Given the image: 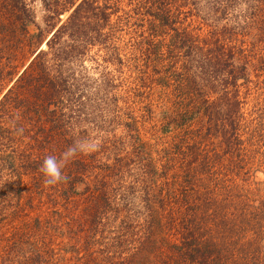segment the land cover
I'll use <instances>...</instances> for the list:
<instances>
[{"label": "trees", "instance_id": "16d2710c", "mask_svg": "<svg viewBox=\"0 0 264 264\" xmlns=\"http://www.w3.org/2000/svg\"><path fill=\"white\" fill-rule=\"evenodd\" d=\"M32 1L0 0V180L15 172L4 179L14 188L21 169L35 192L50 187L49 217L61 225L51 226L86 264H264V0H41L50 34L41 49ZM124 63L135 92L169 94L143 105L154 112L157 133L170 138L159 167L150 155L140 158L146 144L129 114L122 123L129 152L117 159L78 153L62 169L67 182L45 185L39 169L47 155L59 158L90 130L107 131L104 98ZM89 166L132 176L140 203L113 201L92 181L97 193L79 210L77 195L91 189L83 179ZM27 222L0 264L40 262L49 245L36 248L27 233L43 226L37 216ZM102 225L111 226L107 238Z\"/></svg>", "mask_w": 264, "mask_h": 264}, {"label": "rangeland", "instance_id": "374dc122", "mask_svg": "<svg viewBox=\"0 0 264 264\" xmlns=\"http://www.w3.org/2000/svg\"><path fill=\"white\" fill-rule=\"evenodd\" d=\"M31 7L34 14L35 24L43 28L44 41L41 43L39 49L45 48L46 40L50 36V34L46 35V31L44 30L46 29V26L44 25L43 21L46 12L43 8L41 0H33ZM65 16L66 14L62 15V19L65 18ZM36 25L30 26V30L32 32L37 31ZM126 41L127 37L123 38L122 41L120 39V45L123 46L127 43ZM122 51L124 53V50ZM86 64H90V67L96 66L94 62H86ZM109 67L111 68L114 66L110 65ZM96 69L97 68L90 70V75L94 76L95 78L99 76V73ZM112 73L115 74L114 83L116 85L114 86L113 90H110L107 97L104 98L106 99V104L104 106L110 105V108L105 109L103 113V119L107 120V123L105 124L107 131L102 134V132L90 130V136L84 139V141L89 142L91 147L84 153H94L93 155H95V159H99L100 157L105 158L108 155H110V159H117L116 157H120V155L122 156L129 152V150H131L132 139H129L128 142L127 135L125 133L126 128L123 127L122 123L127 119L129 114H132L135 117L133 120L135 127L132 129V131L133 133H137L139 139H141V141L145 142L146 144V151L144 152L145 155L142 156L141 154L140 158L148 159L150 155V159H152L154 167L158 168L160 165L158 153L162 147L169 145L166 143V141H168L170 138L160 136L157 133L156 117H154L155 114L152 112L151 116H148L143 105H154L153 103L156 101L155 99H157V101L160 99L168 100L169 94L163 89L135 92L134 89L138 88L135 83L136 79H133L132 73L125 63L120 68L115 67ZM5 84L6 82L4 81L0 85L1 87H4ZM96 90L97 88L90 87L86 93L91 96L92 100H95L94 103L100 104V99H96V97H100V93L98 96H96ZM1 93L2 92H0V97ZM146 93H148V95ZM111 95H113L114 98H110ZM85 112L87 113V118H92V113L95 111H93L92 107H87ZM84 115L85 114H82L81 118H85L86 115ZM83 123L84 125H88L90 123V119L88 120V123ZM196 125L197 124H195V126ZM22 143L23 141H18L16 144H14V150L16 147L18 148V151L23 149L22 146H24V144ZM21 156L20 157L22 159L25 155L21 154ZM89 159L92 160L90 157ZM15 160H17L16 157ZM18 168L19 166H17V169ZM100 170H93V168H90L89 166L86 173L83 174V179L88 181V183L91 182L92 184H88L91 185V189L88 194H81V196L77 195L78 201L76 205H78L79 210L82 206L88 203L86 201L88 199L90 200V197L95 195L94 193H97L95 192V189L92 188L94 182H98V185L105 189V191H109L111 196H117V198L113 199V201H120V204L128 202L130 204L137 205L140 203V184H138V182L132 183V176L120 175V177H117L112 173L109 174ZM21 172L22 170L18 169V178H16V184L12 185L14 188H11L9 185L10 182L5 181L4 179L7 177V179L11 180V178L15 175V172L7 171L2 178L3 181L0 180V254L4 252L11 253L14 250L13 247H15V242L20 241L17 239L16 233L21 232L18 231L17 228L21 227L24 222H27V220L31 222L33 217L37 216L41 221L43 229L40 231L38 229L33 230L30 228L29 233H27L29 236H27V240L29 239L30 242L34 243L33 245H36V248L40 247L39 242L41 246L43 245V242L49 245H45L48 248H43L45 249V252H42L43 256L41 257V260H39L40 262L37 264H86V260L88 258L85 259V255L74 256L73 254L67 253L64 250L63 244L66 242L64 235L61 234V231L58 230V228H55L54 224L51 226V223L53 222H56V225L59 227L61 226L59 225L60 222H58V220L49 217L50 214L47 210L49 207L46 205V198L47 195L49 196L52 194V189L50 187H46L35 192L32 187H30L31 185L29 184V176L24 175ZM108 180L109 183H107L109 184V187H107V184L105 185L102 183ZM119 181H121V183ZM128 181H130V185H128ZM18 182L20 183V187H18ZM29 197L31 198L32 207H30V204L26 202V199ZM16 209L21 213H17L15 215L14 211H16ZM110 227L111 226L104 227V225H102L99 229V232L107 238V231ZM101 230L103 232H101ZM14 236L16 238H14ZM101 243H103V241Z\"/></svg>", "mask_w": 264, "mask_h": 264}, {"label": "clouds", "instance_id": "9594fccd", "mask_svg": "<svg viewBox=\"0 0 264 264\" xmlns=\"http://www.w3.org/2000/svg\"><path fill=\"white\" fill-rule=\"evenodd\" d=\"M91 147L87 141H75L69 146L59 158L55 155H47L40 166L39 171L44 176L45 185H56L60 182H67V177L63 175L62 169L66 163L78 153H83Z\"/></svg>", "mask_w": 264, "mask_h": 264}]
</instances>
